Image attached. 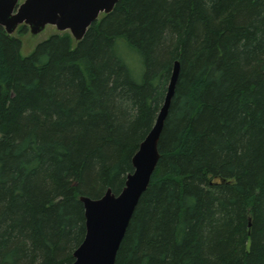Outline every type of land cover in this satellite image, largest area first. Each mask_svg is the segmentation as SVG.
Returning <instances> with one entry per match:
<instances>
[{"label":"trees","instance_id":"obj_1","mask_svg":"<svg viewBox=\"0 0 264 264\" xmlns=\"http://www.w3.org/2000/svg\"><path fill=\"white\" fill-rule=\"evenodd\" d=\"M20 48L0 27V264L73 262L79 197L122 190L175 61L114 264H264V0H119Z\"/></svg>","mask_w":264,"mask_h":264},{"label":"water","instance_id":"obj_2","mask_svg":"<svg viewBox=\"0 0 264 264\" xmlns=\"http://www.w3.org/2000/svg\"><path fill=\"white\" fill-rule=\"evenodd\" d=\"M119 0H0V27L12 36L25 26L31 36L45 27L67 32L74 42L101 15L111 13ZM179 75V63H173L162 106L153 127L131 158L132 172L117 194L110 189L98 199L81 196L85 234L74 250L71 264H114L119 246L141 195L146 191L159 160L158 141Z\"/></svg>","mask_w":264,"mask_h":264},{"label":"rangeland","instance_id":"obj_3","mask_svg":"<svg viewBox=\"0 0 264 264\" xmlns=\"http://www.w3.org/2000/svg\"><path fill=\"white\" fill-rule=\"evenodd\" d=\"M22 1L23 0H19V3H21ZM17 30L12 36L20 40L21 42L20 54L22 56H26L29 53H31L35 45L47 39L52 34H63V33L68 34L67 32H62V33L57 32L53 27L50 26L45 27L44 31L37 36H31L28 32V29L23 34H19Z\"/></svg>","mask_w":264,"mask_h":264}]
</instances>
